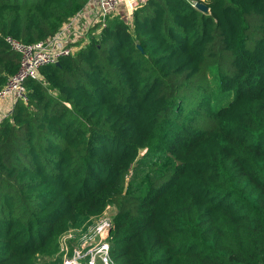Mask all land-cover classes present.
Here are the masks:
<instances>
[{"label":"trees","instance_id":"obj_1","mask_svg":"<svg viewBox=\"0 0 264 264\" xmlns=\"http://www.w3.org/2000/svg\"><path fill=\"white\" fill-rule=\"evenodd\" d=\"M88 1L0 0V90L5 38L44 42ZM191 1L110 17L25 81L0 122V264H44L108 207L113 264H264V0Z\"/></svg>","mask_w":264,"mask_h":264},{"label":"built area","instance_id":"obj_2","mask_svg":"<svg viewBox=\"0 0 264 264\" xmlns=\"http://www.w3.org/2000/svg\"><path fill=\"white\" fill-rule=\"evenodd\" d=\"M147 1L89 0L82 10L65 22L52 38L44 42L25 45L6 37L5 42L20 56V66L18 72L10 76L0 90V122L11 115L16 103H26L24 83L28 79L40 80V68L56 64L60 59L73 55L86 44L92 29L98 26L99 31L110 17L122 15L127 22H131L133 11L144 6ZM197 3L199 0H192L190 6L195 8ZM110 229V219L91 228L81 237L79 246L77 245L80 248L72 249V263L68 264H82L78 263L81 257L87 259L83 260L84 264H113L108 256ZM97 238L103 240L94 246Z\"/></svg>","mask_w":264,"mask_h":264},{"label":"rangeland","instance_id":"obj_3","mask_svg":"<svg viewBox=\"0 0 264 264\" xmlns=\"http://www.w3.org/2000/svg\"><path fill=\"white\" fill-rule=\"evenodd\" d=\"M143 155V153H142ZM115 208L113 207H108L104 211V214L100 216L99 218H92V219H84L80 221L79 228L76 229L75 231L69 232L66 236L63 237L62 239V244H61V252L58 256L46 261L44 264H68L69 262L72 263V249L75 247V249L80 248L77 247L79 246V242L81 237L88 233V231L93 228L96 224H103L106 221L112 220V217L115 214ZM100 221V223H98ZM103 238H97L95 239L93 245H97ZM71 254L69 255V253ZM82 255V253H80ZM83 260L87 259L85 257L80 258V262L78 263H83Z\"/></svg>","mask_w":264,"mask_h":264},{"label":"water","instance_id":"obj_4","mask_svg":"<svg viewBox=\"0 0 264 264\" xmlns=\"http://www.w3.org/2000/svg\"><path fill=\"white\" fill-rule=\"evenodd\" d=\"M195 8L202 12H207L208 8L203 3H197Z\"/></svg>","mask_w":264,"mask_h":264}]
</instances>
